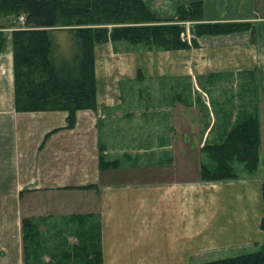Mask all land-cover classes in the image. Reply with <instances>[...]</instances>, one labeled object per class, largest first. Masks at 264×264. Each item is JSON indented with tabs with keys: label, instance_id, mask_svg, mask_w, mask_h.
<instances>
[{
	"label": "crops",
	"instance_id": "1",
	"mask_svg": "<svg viewBox=\"0 0 264 264\" xmlns=\"http://www.w3.org/2000/svg\"><path fill=\"white\" fill-rule=\"evenodd\" d=\"M197 1L203 22L253 29L197 37L185 50L95 47L96 108L78 111L71 128L64 111L16 110L12 28L0 29V264H24V218L46 220L41 231L49 237L70 231L71 216H96L101 264H199L248 241L249 181H202L199 170L208 164L202 148L255 112L260 164L264 157V0L146 4L169 19ZM159 79L177 89L186 81L190 94H152ZM137 81L149 93H121L122 83L134 92ZM100 155L118 166L101 170Z\"/></svg>",
	"mask_w": 264,
	"mask_h": 264
},
{
	"label": "trees",
	"instance_id": "2",
	"mask_svg": "<svg viewBox=\"0 0 264 264\" xmlns=\"http://www.w3.org/2000/svg\"><path fill=\"white\" fill-rule=\"evenodd\" d=\"M200 1L181 5L175 18L158 17L144 0H0V29L12 28L15 108L18 112L64 111L67 127L76 113L96 108L95 47L120 43L148 51H176L195 47V38L230 35L253 29L248 22H203ZM190 22L192 37L183 38ZM67 32L63 43L58 32ZM4 42L0 32V46ZM261 125L257 112L239 118L220 143L206 144L202 152V181L239 179L235 164L255 174L260 167ZM118 160L99 156L101 170L117 167ZM264 206V183L262 184ZM46 220H22L24 264H101L100 223L94 215H74L72 229L49 237ZM264 234V213L260 223ZM66 234V236H65ZM76 243L69 245L67 236ZM51 242L48 245L47 241ZM259 250L199 264H264V239ZM48 255L49 262L43 261Z\"/></svg>",
	"mask_w": 264,
	"mask_h": 264
},
{
	"label": "rangeland",
	"instance_id": "3",
	"mask_svg": "<svg viewBox=\"0 0 264 264\" xmlns=\"http://www.w3.org/2000/svg\"><path fill=\"white\" fill-rule=\"evenodd\" d=\"M147 2V0H144ZM159 17V16H158ZM185 27V32L183 34V38H186L188 41L192 37L190 33V28L192 27V23L186 22L183 23ZM67 32H58L56 34V38L58 40H61L63 43L67 40ZM112 45V44H111ZM115 48H118L120 51L129 50L132 49H140L141 47H132L125 44L120 43V45H112ZM139 64H143L140 60L138 61ZM103 74V69L99 72L98 76V82L99 79H101ZM170 80L169 79H159L156 81L158 86L155 88H152V94L155 95H162V96H169L174 95L175 93L181 94L183 97L186 98V96L189 93L190 89L188 86H186V81H182L183 85L180 87L175 88L170 86ZM127 85L125 83H122L121 86V93L127 95L128 93L135 94V95H145V93H149V90H147L146 87H144V84H139L138 81L135 85V90L128 92L129 90L126 87ZM149 89V88H148ZM177 89V90H176ZM176 90V91H175ZM236 90V89H234ZM164 137V136H162ZM152 139V140H151ZM156 139L158 140V136H156ZM150 141H154L153 138L143 140L141 144L148 145ZM236 170L238 172L239 178H245L249 181V187H248V241L245 243L243 241L242 244L239 246H234L232 248H229L227 250L220 249L213 258V260L218 259H225V258H231L236 257L239 255L247 254V253H253L259 250V246L257 243L261 244L264 239V234L261 231L260 223L261 219L263 217L264 212V206H263V194H262V184L264 183V157L261 159L260 169L255 174H250L247 171L243 169V166L240 163L235 164ZM212 261V260H208ZM205 261V262H208ZM203 263V262H200Z\"/></svg>",
	"mask_w": 264,
	"mask_h": 264
}]
</instances>
